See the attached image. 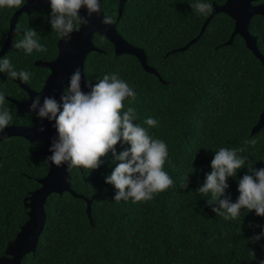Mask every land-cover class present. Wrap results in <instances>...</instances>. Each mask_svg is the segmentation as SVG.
Instances as JSON below:
<instances>
[{
    "label": "trees",
    "instance_id": "16d2710c",
    "mask_svg": "<svg viewBox=\"0 0 264 264\" xmlns=\"http://www.w3.org/2000/svg\"><path fill=\"white\" fill-rule=\"evenodd\" d=\"M223 1L204 0L211 4ZM196 2L125 0L118 16V0H101L104 16L116 22L117 31L128 42L143 48L147 63L158 74L143 69L131 53H115L111 42L97 33L92 40L101 50H91L83 61L87 82L95 84L105 74L118 73L133 88L135 99H126L122 111L134 108V123L167 144L172 163L166 162L164 170L173 186L147 202H116V190L105 183L118 163L111 152L90 172L67 167L71 189L82 196L67 190L47 194L45 220L35 248L22 254L19 264H258L253 259L264 254V237L255 243L250 238L261 232L264 216L241 209L237 219L225 220L212 211L218 205L208 202L211 194L204 196L195 190L211 171L210 161L221 147L246 149L240 153L247 157L245 168L227 180L225 194L233 202L247 168H262L263 127L254 132L251 127L263 104L264 67L238 33L230 43H224L233 19L221 11L209 17L186 48L173 50L194 37L207 17L189 7ZM33 9L20 16L16 26L25 32L35 30L47 51L26 55L14 47L23 39L17 34L0 59L8 58L17 71L30 72L31 79L24 83L38 90L48 69L34 60L53 58L59 36L51 29L50 5ZM11 10L0 8V46ZM248 30L264 54V16H251ZM64 91L66 87L62 94ZM0 93L5 96L3 107L11 112V123L35 122L36 114L16 111L11 98L23 100L27 94L6 73H0ZM147 117L156 119L158 126L146 125ZM246 140L257 143L246 145ZM43 142L17 135L0 140V255L27 217L23 197L39 185L37 178L47 170L46 157L31 152ZM127 147L121 143L115 146L117 153ZM186 176L188 185L183 187ZM83 196L90 199L91 222Z\"/></svg>",
    "mask_w": 264,
    "mask_h": 264
},
{
    "label": "clouds",
    "instance_id": "9594fccd",
    "mask_svg": "<svg viewBox=\"0 0 264 264\" xmlns=\"http://www.w3.org/2000/svg\"><path fill=\"white\" fill-rule=\"evenodd\" d=\"M25 3L26 0H0V8L20 9ZM189 7L198 15L207 16L213 11L212 4L204 0H198ZM50 8L51 29L66 43L79 26L89 24L87 17L101 11L99 0H50ZM81 9L85 10L86 16L80 15ZM101 22L104 25L113 23L112 18L106 15ZM37 36L35 30L29 29L14 47L23 49L26 55H31L34 50L46 52L47 48L38 42ZM0 73L25 83L31 79L30 72L15 70L8 58L0 59ZM80 81L81 71L77 69L69 77L60 102L54 97L44 96L41 104V96L36 95L31 100L29 111H26H35L39 118L55 121L53 126L57 137L51 142V155L47 161L56 167L66 164L67 167H79L90 172L98 169L104 162L102 158L111 152L113 160L118 163L105 177V183L113 185L116 190L113 197L116 202L130 199L133 203L147 202L172 187L174 182L164 170L166 162L172 163L167 144L162 139H154L145 127L134 123V108L122 111L126 99H135L133 88L118 73L105 74L95 84L86 82L90 89L87 92L82 91ZM4 104L5 96L0 93V133L12 121L11 112L3 107ZM144 123L149 127L158 126V121L152 117H147ZM43 130L41 127L40 131ZM118 143L129 147L117 153L115 146ZM244 143L255 146L257 141L246 140ZM245 151L244 147H221L215 151L210 161L211 171L205 174L203 184L195 190L204 196L210 193L208 202L218 205L212 211L225 220L237 219L241 209L247 212L254 210L257 216H264V168H247L246 174L238 181L239 195L235 202L225 194L229 188L228 178L236 177L237 170L245 168L247 157L240 155ZM187 185L186 176L183 187ZM261 237H264V227L250 239L255 243ZM251 256L255 257L254 251H251ZM258 264H264V260Z\"/></svg>",
    "mask_w": 264,
    "mask_h": 264
},
{
    "label": "water",
    "instance_id": "95a60500",
    "mask_svg": "<svg viewBox=\"0 0 264 264\" xmlns=\"http://www.w3.org/2000/svg\"><path fill=\"white\" fill-rule=\"evenodd\" d=\"M253 1L255 0H224L219 4L213 3V11L207 15L202 26L200 27L199 32L183 45L178 46L173 50H182L186 48L199 36L209 17H211L217 11H222L233 19V28L229 37L224 41V43H230L233 35L238 33L243 38L246 47L253 52V54L261 61L264 67V54L259 51L256 45V36L250 33L248 30V23L251 16L254 14H260L264 16V4L261 2L253 3ZM39 2L50 3V0H30L20 9H15L12 12L9 19L7 33L0 47V55L7 48L11 36L16 31L14 29V22L17 18V15L21 11H28V8L32 4ZM124 2L125 0H118V16L122 12ZM99 3L101 8L100 13H94L90 17H87L89 24L87 26L81 25L79 26L78 31H73L70 34V39L67 43L59 37L57 40L58 52L53 59L35 61L36 65L44 66L49 69V73L45 77L41 87L38 90L30 88L18 78L14 79L18 85L26 91L27 94V97L23 100L11 98L15 104L17 112L29 111L31 100L36 95L41 96V104L43 102L44 96L54 97L57 102H60L62 91L65 87H67L69 77L77 69L81 71L80 86L87 89L88 91L90 90L86 85L87 81L84 76L83 61L87 53L91 50H101L94 44L92 40L94 33H97L108 39L113 45V50L115 53H131L138 59L143 69L158 74L156 69L147 63L143 48L128 42V40L117 31L115 21H113V23L110 25H104L101 22L104 14L102 11L101 0H99ZM80 15L86 16L84 9L80 10ZM32 113L36 114L35 111ZM54 123L55 121H49L46 118L42 119L37 115L35 122L30 125L10 123V125L6 127L2 133H0V140L12 135L22 136L30 142L40 138L44 141L43 145L37 149L31 150V152L34 154H43L47 160V157L51 155V152L49 151L51 142L57 137L56 129L53 126ZM41 127L44 129L43 131H40ZM261 127H263L264 132V98L258 118L251 127V132L259 130ZM261 166L264 168V159L261 162ZM68 176L69 173L66 164L56 167L55 165H52L50 161L48 162V167L45 174L37 178L39 185L35 187L28 195L23 197V204L27 208V217L24 222L20 224L19 229L14 237L7 241L4 253L0 255V264H19L22 254L34 250L38 235L42 230L45 220L43 203L47 194L51 192L60 193L63 190H67L74 196H82L71 189ZM83 198L86 202V214L91 222L90 199L84 196ZM260 260H264V254L253 259L254 262H259Z\"/></svg>",
    "mask_w": 264,
    "mask_h": 264
},
{
    "label": "flooded vegetation",
    "instance_id": "af4514ba",
    "mask_svg": "<svg viewBox=\"0 0 264 264\" xmlns=\"http://www.w3.org/2000/svg\"><path fill=\"white\" fill-rule=\"evenodd\" d=\"M30 0H26V3L27 2H29ZM257 2H261L260 0H255V1H253V3H257ZM222 3V2H221ZM262 3V2H261ZM219 4V3H218ZM42 5H50V3H41V2H39V3H36V4H32L29 8H28V11H21L18 15H17V18H16V20H15V22H14V29L16 30L15 31V33L11 36V38L14 36H16L17 34H19V35H23L24 34V30H23V28H21V27H17L16 25H17V21H18V18L20 17V16H22V15H24V14H30L31 13V11L32 10H34L33 9V6H35V7H40V6H42ZM15 9L14 8H12V10H11V12L9 13V15H8V26H9V19H10V16H11V14H12V12L14 11ZM218 12V11H217ZM222 12V11H221ZM216 13V12H215ZM225 13V12H224ZM31 16V15H30ZM7 30H8V28H7ZM6 33H7V31H6ZM11 38H10V40H11ZM59 39V37L57 38V40ZM10 43V42H9ZM2 45V44H1ZM9 46V45H8ZM7 46V47H8ZM56 46H57V41H56ZM1 47V46H0ZM6 50V49H5ZM4 50V51H5ZM3 51V52H4ZM57 52H58V47H57ZM57 52H56V54H57ZM56 54H55V56H56ZM54 56V57H55ZM53 57V58H54ZM53 58H49V60H51V59H53ZM37 60H41V61H44V60H48V59H36V60H34V63H35V61H37ZM37 66H39V65H37ZM42 67H44V66H42ZM45 68H47V67H45ZM48 69V68H47ZM48 73H49V69H48ZM47 73V74H48ZM47 74H46V76H47ZM45 76V77H46ZM26 97H27V95H26ZM24 113H27V112H24ZM16 124H20V123H16ZM21 124H23V123H21ZM26 125H30V124H26ZM44 143V142H43ZM41 147V146H40ZM31 150H33V149H31Z\"/></svg>",
    "mask_w": 264,
    "mask_h": 264
}]
</instances>
